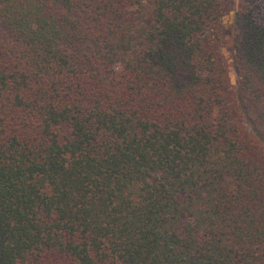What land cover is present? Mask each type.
Listing matches in <instances>:
<instances>
[{
    "label": "trees",
    "instance_id": "16d2710c",
    "mask_svg": "<svg viewBox=\"0 0 264 264\" xmlns=\"http://www.w3.org/2000/svg\"><path fill=\"white\" fill-rule=\"evenodd\" d=\"M0 0V264H264V0Z\"/></svg>",
    "mask_w": 264,
    "mask_h": 264
},
{
    "label": "rangeland",
    "instance_id": "374dc122",
    "mask_svg": "<svg viewBox=\"0 0 264 264\" xmlns=\"http://www.w3.org/2000/svg\"><path fill=\"white\" fill-rule=\"evenodd\" d=\"M241 0H226L227 10L225 14L222 17L221 20V40H222V47L220 48V52L223 55V58L225 59V62L228 66L229 70V79L231 84L235 82V72L233 68V62L231 61V58L229 57V53L227 50H225V44L226 42L233 37L235 34V28L233 25V9L236 7V4L240 2ZM262 3V0H259V4ZM224 46V47H223Z\"/></svg>",
    "mask_w": 264,
    "mask_h": 264
}]
</instances>
